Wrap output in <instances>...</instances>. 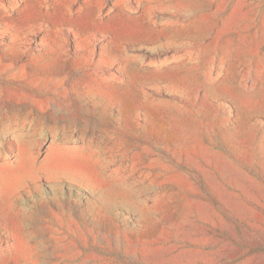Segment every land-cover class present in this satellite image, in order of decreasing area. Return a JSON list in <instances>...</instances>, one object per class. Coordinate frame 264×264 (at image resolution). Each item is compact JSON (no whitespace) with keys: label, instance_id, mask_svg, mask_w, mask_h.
<instances>
[{"label":"rangeland","instance_id":"1","mask_svg":"<svg viewBox=\"0 0 264 264\" xmlns=\"http://www.w3.org/2000/svg\"><path fill=\"white\" fill-rule=\"evenodd\" d=\"M0 264H264V0H0Z\"/></svg>","mask_w":264,"mask_h":264}]
</instances>
